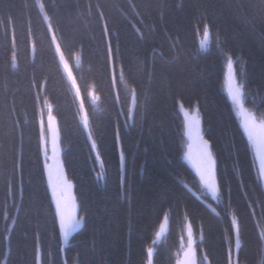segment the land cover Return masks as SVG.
Segmentation results:
<instances>
[{
  "label": "trees",
  "instance_id": "16d2710c",
  "mask_svg": "<svg viewBox=\"0 0 264 264\" xmlns=\"http://www.w3.org/2000/svg\"><path fill=\"white\" fill-rule=\"evenodd\" d=\"M229 59L264 121V0H0V264H147L149 248L151 264H175L186 223L198 264H264V189L224 91ZM44 103L81 221L62 252ZM180 107L201 119L216 199L183 160Z\"/></svg>",
  "mask_w": 264,
  "mask_h": 264
},
{
  "label": "rangeland",
  "instance_id": "374dc122",
  "mask_svg": "<svg viewBox=\"0 0 264 264\" xmlns=\"http://www.w3.org/2000/svg\"><path fill=\"white\" fill-rule=\"evenodd\" d=\"M208 43V32L205 30L204 33L199 38V46L200 48H205ZM229 61V60H228ZM228 61L225 65V73H224V81L223 87L224 91L231 102V106L233 112L238 119L240 127L248 141V144L251 149L252 157L254 159L256 173L261 181L262 187L264 189V173L261 172V160L264 159V121L255 117V115L248 111L243 105L242 98V90L239 85H237L234 71L232 68L233 82L236 88L239 89V100H233L232 93L229 91V69H228ZM62 66L64 68L65 74L70 78L73 83V77L71 75V71L67 64H65L64 60L61 59ZM76 65H78V58L75 59ZM233 64V63H232ZM91 102H96V98L94 97L92 91L90 93ZM180 112L183 117V132H184V152H183V160L188 164V166L194 171L197 175L202 187L210 194L213 199H216L217 196V185L216 192L213 193L211 189L206 187L204 181L201 179L200 170L201 165V154L203 151V141L205 138L201 132V119L198 115V112L195 108L185 110L180 107ZM196 124L199 129L198 133L195 134L192 124ZM39 125L41 128V151L43 155V160L45 163V167L48 173L49 180L54 187V189L59 193L58 194V204L61 210L62 218L67 228L69 234H72L80 225L69 231L68 222L70 217H77V205L72 192V184L65 178V175L62 170V165L60 163L59 154L60 150L58 147L57 139V129L54 117L49 112V106L44 103L40 114H39ZM249 132L252 133L251 138L249 137ZM258 135H261L262 141L260 144L255 140ZM208 151L210 152L209 146ZM213 159V156H212ZM214 161V159H213ZM212 166L205 162L203 166V172L205 176H208L211 171ZM215 174V173H214ZM59 177V178H58ZM216 183V180H215ZM79 220V219H78ZM167 227L166 219L163 220L161 225L158 228V231L155 235V239L153 244L159 242L161 237L165 234ZM194 237L192 230L189 226V223L185 224V233L184 237L180 241L179 252L177 254V258L175 264H187L190 261L191 256L194 257V264H198L196 251L194 248ZM153 254V249H148V262L147 264H151V258ZM230 262V261H229ZM230 264V263H229Z\"/></svg>",
  "mask_w": 264,
  "mask_h": 264
},
{
  "label": "snow or ice",
  "instance_id": "6c2138e0",
  "mask_svg": "<svg viewBox=\"0 0 264 264\" xmlns=\"http://www.w3.org/2000/svg\"><path fill=\"white\" fill-rule=\"evenodd\" d=\"M232 68H233V64L232 61L229 59L228 61V69H229V91L232 93V98L233 100H236L238 102L239 100V89L235 87L234 82H233V75H232ZM252 133L249 132V137L251 138ZM208 144L209 142L207 140L203 141V151L201 154V169L200 173H201V179L204 181L206 187H208L209 189H211L213 191V193L216 192V183H215V174H214V164L215 162L212 159V154L211 152L208 151ZM124 158V157H123ZM205 162H208L212 168L211 171L209 173L208 176L204 175L203 172V166L205 164ZM261 172L264 173V159L261 160ZM80 225V220L75 219L74 217H70L69 222H68V229L69 231L78 227ZM66 239H67V235H66Z\"/></svg>",
  "mask_w": 264,
  "mask_h": 264
},
{
  "label": "water",
  "instance_id": "95a60500",
  "mask_svg": "<svg viewBox=\"0 0 264 264\" xmlns=\"http://www.w3.org/2000/svg\"><path fill=\"white\" fill-rule=\"evenodd\" d=\"M192 126H193L195 134H197L199 127L196 124H194V123L192 124ZM48 189H49V195H50V198H51V202H52V205H53V208H54L55 216H56V219H57V224H58V228H59L60 237L62 239V241H61L62 242L61 243L62 244L61 249H63L65 244H66V242H67V239L69 237V232H68L67 228L65 227V224H64V221H63V218H62V214H61V210H60V207H59V204H58V194L59 193L52 189V186H51L50 182H48ZM66 235H67V239H66ZM236 249H237V239H236ZM189 264H192V258H190ZM232 264H236V255L234 256Z\"/></svg>",
  "mask_w": 264,
  "mask_h": 264
},
{
  "label": "bare ground",
  "instance_id": "6f19581e",
  "mask_svg": "<svg viewBox=\"0 0 264 264\" xmlns=\"http://www.w3.org/2000/svg\"><path fill=\"white\" fill-rule=\"evenodd\" d=\"M239 125H240V124H239ZM255 140L257 141L258 144H260L261 141H262L261 135H258V136L256 137ZM46 172H47V170H46ZM47 174H48V173H47ZM48 182H50V180H48ZM52 189L55 190L53 186H52ZM55 191H56V190H55ZM59 234H60V233H59ZM59 239H60V243H62V242H61V241H62L61 237H60ZM66 243H67V242H66ZM65 246H66V244H65ZM65 246H64V248H65ZM61 247H62V244H61ZM64 248L61 249V252L64 250ZM235 251L237 252V249H236ZM235 255H236V253L234 254V256H235ZM234 256H233V259H234ZM229 257H230V256H229ZM233 259H232V261H233ZM232 261L229 262V263L232 264Z\"/></svg>",
  "mask_w": 264,
  "mask_h": 264
}]
</instances>
